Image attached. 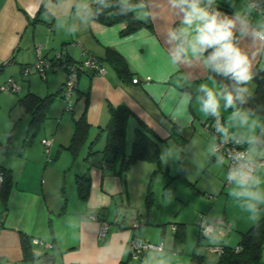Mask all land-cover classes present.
<instances>
[{"label":"crops","instance_id":"1","mask_svg":"<svg viewBox=\"0 0 264 264\" xmlns=\"http://www.w3.org/2000/svg\"><path fill=\"white\" fill-rule=\"evenodd\" d=\"M98 2L0 0V74L8 75L0 86V113H8L18 129L17 135L4 138L0 127V168L11 172L6 201L0 198V264H189L193 253L208 254L206 245L236 248L241 235L264 217V201L249 211L247 198L233 194L240 191L238 186L225 183L226 166L214 158L213 139L202 128L211 115L201 111L204 93L200 86L220 88L208 78L202 61L174 62L175 43L168 34L179 25L180 15L169 0H145L151 17L138 19L142 10L134 15L151 28L122 36L124 24L106 27L83 17L84 9ZM214 7L230 16H246L253 26L264 23V14H254L248 0H216ZM41 8L40 22L32 25L30 21ZM239 45L248 52L252 71L264 68V44L240 37ZM36 47L41 48V57L49 60L56 54L71 62L93 56L103 62L106 72L103 76L83 73L67 111L62 98L63 71L48 73L44 79L33 69L23 74L25 68L33 67L29 66ZM107 49L125 60L130 77L121 79L105 62ZM8 80L16 83V94L1 91ZM248 88L251 94L254 85L249 83ZM29 94L40 99L54 96L33 130L29 128L31 115L19 104ZM223 103L221 100L218 115L223 128L228 136L247 145L244 141L256 136L261 119L242 109H236L233 116V109L225 110ZM108 106H125L132 114L126 156L131 152L137 122L164 141L150 210L146 196L155 165L137 162L122 171L121 159L112 164L101 163L100 156L88 157L99 129L108 123ZM83 112L90 130L74 158L65 148L71 141L74 121ZM240 115L246 116L247 125L241 123ZM173 128L177 137L171 133ZM44 140L50 143L48 151ZM104 144L103 134L94 150L101 151ZM252 153L257 161L264 160V149L253 148ZM85 174L90 178V189L82 201L76 178ZM253 176L260 180L258 190L264 192V167ZM200 215L220 227L207 241L199 237L196 226ZM101 223L109 226L103 237L99 236ZM172 226L184 227L179 232L183 242H175ZM23 236L28 257L23 252ZM34 239L40 244L34 245ZM133 240L160 244L163 250L132 261L129 247Z\"/></svg>","mask_w":264,"mask_h":264},{"label":"trees","instance_id":"2","mask_svg":"<svg viewBox=\"0 0 264 264\" xmlns=\"http://www.w3.org/2000/svg\"><path fill=\"white\" fill-rule=\"evenodd\" d=\"M141 0H130V6L140 3ZM145 2V0H143ZM105 3L113 5V7H105L101 3L88 6L83 11V17L88 21L97 22L103 26L111 27L117 24H124L125 28L121 32L122 36H128L143 27L151 28L148 22L138 20L134 12H128L127 15H120L119 10L115 5L117 0H105ZM44 11L43 8L39 10L35 18L30 21L32 25L40 22L39 15ZM105 62H107L123 80L130 77V72L125 60L114 50L107 49ZM101 62V61H100ZM103 63V62H102ZM254 78L250 82L254 85V91L248 95L247 103L239 105L237 109H242L249 114L258 116L261 119L260 127L257 131L256 138L258 143L257 150L264 149V68H256L253 71ZM93 76V75H92ZM208 78L216 83L220 90L225 87L231 88L233 82L223 76L217 75L215 72L208 69ZM54 96H47L40 99L31 94L19 100L20 106L31 115L32 120L29 128L33 130L38 128L39 123L45 117L49 105ZM108 123L104 128H100L97 138L91 143L88 152V157L100 156V162H110L115 164L119 159L122 160L121 170L125 171L130 166L137 162H145L156 166V170L152 173L146 196V206L150 210L152 202V187L156 176L161 172V158L160 145L164 143L159 139L148 127L143 123L137 122L135 130V138L132 144L129 156L125 154L126 132L129 119L132 117L131 112L125 106L112 107L108 106ZM210 118V116H209ZM90 127L86 121L85 112L74 121V130L71 141L66 151H68L74 158H76L83 146L85 145ZM172 135L177 137L176 129L171 131ZM104 134L105 144L101 151L94 150L100 137ZM235 137V136H234ZM237 138V137H236ZM27 144L30 139H27ZM242 143V142H241ZM243 147H247L242 143ZM110 158L107 160V158ZM2 173V184L0 188V198L4 203L8 188L11 184V172L0 168ZM76 188L80 200L85 201L89 195L90 178L88 174L76 178ZM175 228V242H183L180 229L183 226H172ZM26 237H22V247L25 257L30 255L27 247ZM223 252L218 256L215 264H262L264 263V217H262L254 226H252L246 233L241 235L240 241L236 248L223 247ZM189 264H207L205 256L199 255L196 252L191 255Z\"/></svg>","mask_w":264,"mask_h":264},{"label":"clouds","instance_id":"3","mask_svg":"<svg viewBox=\"0 0 264 264\" xmlns=\"http://www.w3.org/2000/svg\"><path fill=\"white\" fill-rule=\"evenodd\" d=\"M99 3L113 7L105 0H99ZM215 3L216 0H169L171 8L181 19L168 35L170 41L175 43L172 53L174 62L202 61L205 68L233 82L231 88L225 87L220 91L202 84L200 87L204 98L201 111L216 117L220 112V101L223 100L225 110L233 109V116H236L237 107L247 103L250 93L248 84L254 78L250 56L240 47L239 38L264 44V23L253 26L246 16L225 14L214 7ZM115 7L120 15L142 10V14L137 15L138 19L147 20L151 17V11L143 0L134 6H130V0H117ZM239 119L244 125L249 123L244 115H240ZM218 131L227 137L224 128ZM244 143L249 147L233 153L227 178L240 189L233 194L246 197L247 207L253 211L257 203L264 201V192L258 190L260 180L255 179L253 173L264 165L258 164L253 157L252 150L258 143L257 138L249 137Z\"/></svg>","mask_w":264,"mask_h":264},{"label":"built area","instance_id":"4","mask_svg":"<svg viewBox=\"0 0 264 264\" xmlns=\"http://www.w3.org/2000/svg\"><path fill=\"white\" fill-rule=\"evenodd\" d=\"M249 9L254 14H264V0H248ZM40 47L35 48V54L37 57L36 63L32 68H25L23 74L27 75L32 69L41 77L45 78L46 74L56 71H63L65 73V82L62 90V98L65 103V109L71 110L73 105V94L77 89L78 79L83 73H89L93 76H103L105 74V67L99 59L93 56H87L80 62H71L61 57L60 54L54 55L52 59H43L40 53ZM134 84H137V80H133ZM1 91H6L9 94H16L19 90L16 83L13 80H8L6 87ZM204 133L213 139L212 150L213 156L219 162L225 164L227 177L228 171L232 166V155L236 151H244L247 147H243L241 141L234 137H225L218 129L223 128V122L220 116H210L203 123ZM42 144L48 151L50 143L47 140L42 141ZM257 161V160H256ZM258 164L264 165V160L257 161ZM255 173V172H254ZM253 173V174H254ZM228 178L226 184H230ZM2 184V173L0 171V188ZM96 220V217H92ZM196 226L199 231V237L201 239L209 240L213 238L215 234L219 232L220 227L216 224H209L204 216L200 215ZM109 226L106 223H101L99 236L103 237L108 232ZM172 231H175L174 227H171ZM34 245H39L38 240H32ZM163 250L162 245H154L142 241H131L129 247L130 260L137 261L143 255L149 252H161ZM204 250L208 254L216 255L217 257L222 254L223 248L218 245H206Z\"/></svg>","mask_w":264,"mask_h":264},{"label":"rangeland","instance_id":"5","mask_svg":"<svg viewBox=\"0 0 264 264\" xmlns=\"http://www.w3.org/2000/svg\"><path fill=\"white\" fill-rule=\"evenodd\" d=\"M34 52V50H33ZM36 63V56L34 55V59H33V62L31 64V66L29 67H32L34 66ZM8 75L6 73H1L0 74V86L3 85V82L6 81L5 78L7 77ZM38 76V75H37ZM4 94V93H3ZM5 95V94H4ZM7 96V95H6ZM65 104V103H64ZM13 114V112H12ZM16 125L12 120H11V116L8 114V113H5V112H1L0 113V127L2 128L1 131H2V134L4 135V138H7L8 136H11L13 133H15L17 135L18 133V129L16 130ZM249 146L247 145V148ZM219 162V161H218ZM226 183V182H225ZM199 218V216H198ZM198 221V219H197ZM196 221V223H197ZM202 241H207V240H202ZM205 255V254H204ZM207 256V263H212V262H215L217 261L218 257L216 255H212V254H207L205 255Z\"/></svg>","mask_w":264,"mask_h":264}]
</instances>
